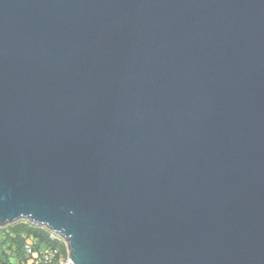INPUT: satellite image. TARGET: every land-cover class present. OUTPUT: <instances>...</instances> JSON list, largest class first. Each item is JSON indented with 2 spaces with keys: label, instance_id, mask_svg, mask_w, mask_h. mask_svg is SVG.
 Listing matches in <instances>:
<instances>
[{
  "label": "water",
  "instance_id": "water-1",
  "mask_svg": "<svg viewBox=\"0 0 264 264\" xmlns=\"http://www.w3.org/2000/svg\"><path fill=\"white\" fill-rule=\"evenodd\" d=\"M68 264H264V0H0V226Z\"/></svg>",
  "mask_w": 264,
  "mask_h": 264
},
{
  "label": "trees",
  "instance_id": "trees-1",
  "mask_svg": "<svg viewBox=\"0 0 264 264\" xmlns=\"http://www.w3.org/2000/svg\"><path fill=\"white\" fill-rule=\"evenodd\" d=\"M52 232L45 225L26 218L0 226V264H24L48 245H59L61 251L66 253L65 240L53 239ZM27 244L30 251L26 249Z\"/></svg>",
  "mask_w": 264,
  "mask_h": 264
},
{
  "label": "built area",
  "instance_id": "built-area-1",
  "mask_svg": "<svg viewBox=\"0 0 264 264\" xmlns=\"http://www.w3.org/2000/svg\"><path fill=\"white\" fill-rule=\"evenodd\" d=\"M51 236L53 239L61 240L57 233L52 232ZM26 249L30 251V245H26ZM71 259L68 255V251L63 253L59 245H48L41 248L38 253L34 254V257L26 261L24 264H68Z\"/></svg>",
  "mask_w": 264,
  "mask_h": 264
},
{
  "label": "rangeland",
  "instance_id": "rangeland-1",
  "mask_svg": "<svg viewBox=\"0 0 264 264\" xmlns=\"http://www.w3.org/2000/svg\"><path fill=\"white\" fill-rule=\"evenodd\" d=\"M66 243V242H65ZM66 248H67V251H68V247H67V244H66Z\"/></svg>",
  "mask_w": 264,
  "mask_h": 264
}]
</instances>
